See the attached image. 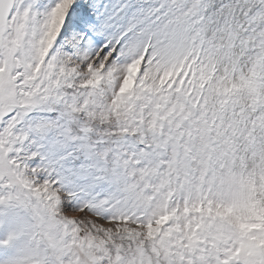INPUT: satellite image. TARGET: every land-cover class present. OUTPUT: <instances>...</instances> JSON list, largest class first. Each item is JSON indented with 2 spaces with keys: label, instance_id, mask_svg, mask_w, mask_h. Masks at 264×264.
Returning <instances> with one entry per match:
<instances>
[{
  "label": "snow or ice",
  "instance_id": "1",
  "mask_svg": "<svg viewBox=\"0 0 264 264\" xmlns=\"http://www.w3.org/2000/svg\"><path fill=\"white\" fill-rule=\"evenodd\" d=\"M0 264H264V0H0Z\"/></svg>",
  "mask_w": 264,
  "mask_h": 264
}]
</instances>
